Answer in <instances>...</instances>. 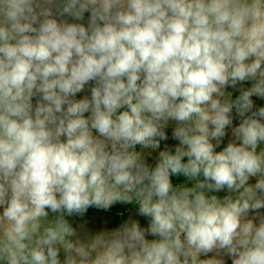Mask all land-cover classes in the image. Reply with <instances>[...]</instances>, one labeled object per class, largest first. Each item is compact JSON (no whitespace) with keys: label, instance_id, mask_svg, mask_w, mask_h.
Instances as JSON below:
<instances>
[{"label":"clouds","instance_id":"clouds-1","mask_svg":"<svg viewBox=\"0 0 264 264\" xmlns=\"http://www.w3.org/2000/svg\"><path fill=\"white\" fill-rule=\"evenodd\" d=\"M256 99L264 0H0V264H264Z\"/></svg>","mask_w":264,"mask_h":264},{"label":"rangeland","instance_id":"rangeland-1","mask_svg":"<svg viewBox=\"0 0 264 264\" xmlns=\"http://www.w3.org/2000/svg\"><path fill=\"white\" fill-rule=\"evenodd\" d=\"M84 94L87 93L78 94L77 98H81ZM168 143L172 142L168 141ZM104 215L96 214L91 210V208H89L84 217H70L69 220L74 226L85 224L90 232L95 233L100 230H106L119 226V224L128 217H135L136 207L133 205L116 204L112 208L106 210ZM228 264H230V261H228Z\"/></svg>","mask_w":264,"mask_h":264},{"label":"trees","instance_id":"trees-1","mask_svg":"<svg viewBox=\"0 0 264 264\" xmlns=\"http://www.w3.org/2000/svg\"><path fill=\"white\" fill-rule=\"evenodd\" d=\"M256 105H264V101H260L258 99L255 100ZM91 210L96 214L104 215L106 213V210L97 209L95 207H92ZM105 216V215H104Z\"/></svg>","mask_w":264,"mask_h":264}]
</instances>
